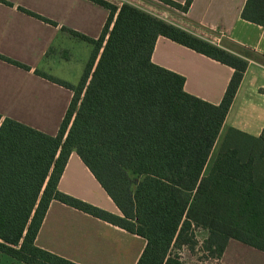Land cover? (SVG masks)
Wrapping results in <instances>:
<instances>
[{"label":"trees","instance_id":"1","mask_svg":"<svg viewBox=\"0 0 264 264\" xmlns=\"http://www.w3.org/2000/svg\"><path fill=\"white\" fill-rule=\"evenodd\" d=\"M89 1L110 12L99 39L62 28L94 47L79 85L34 71L74 94L58 134L0 115V253L23 264H76L35 245L53 200L144 238L137 264H186L173 251L194 250L198 229L208 233L209 258H222L231 241L264 253V133L227 130L204 176L249 59L264 65V57L233 54L130 4ZM157 1L186 13L194 0ZM242 17L263 26L264 0H248ZM159 37L234 69L219 105L186 93L184 77L152 62ZM73 152L121 215L59 191Z\"/></svg>","mask_w":264,"mask_h":264},{"label":"crops","instance_id":"2","mask_svg":"<svg viewBox=\"0 0 264 264\" xmlns=\"http://www.w3.org/2000/svg\"><path fill=\"white\" fill-rule=\"evenodd\" d=\"M0 2V55L31 68L26 71L0 60V115L56 136L73 99V92L34 74L78 86L94 47L62 28L97 40L109 10L89 0H5ZM118 9L130 4L191 35L233 54L249 50L264 57V25L242 17L248 0H194L186 13L157 0H105ZM184 4L186 0H172ZM19 7L57 23L47 24L19 11ZM116 16V15H115ZM86 46L73 64L72 44ZM92 48V49H91ZM63 52L68 54L64 60ZM152 62L185 78L186 93L219 105L234 69L190 48L159 37ZM234 128L253 137L264 133V65L256 58L248 67L224 121L220 137ZM219 137V139H220ZM60 192L115 215L119 209L93 174L73 152L58 184ZM146 240L53 200L35 245L76 264H137ZM213 264H264V253L231 241Z\"/></svg>","mask_w":264,"mask_h":264},{"label":"rangeland","instance_id":"3","mask_svg":"<svg viewBox=\"0 0 264 264\" xmlns=\"http://www.w3.org/2000/svg\"><path fill=\"white\" fill-rule=\"evenodd\" d=\"M78 44L80 45H75L72 44L70 48H68V53L69 55L72 56L73 58V64H76L78 62L79 59H81L83 57V52H85V47L88 46L84 43H81L79 41H77ZM92 49V48H91ZM239 51H242L239 48H235ZM61 56H63V59L66 60L68 54L64 53L61 54ZM222 137H220L218 143L216 144L210 159L207 163V166L205 168L204 171V176H207L208 173L210 172V169L212 168V165L214 163V160L216 158L217 152H218V147H219V142L221 140ZM208 236L207 231L203 230V229H198L195 231V237L197 240V245L195 247L194 250H191L188 247H183L182 249L176 251L174 250L173 252H177V254L180 256L181 260L183 262H185L186 264H213V260L212 258L207 257V255H205V253H203V245L204 242L206 240ZM0 264H23L15 259H12L11 257L1 254L0 253Z\"/></svg>","mask_w":264,"mask_h":264}]
</instances>
